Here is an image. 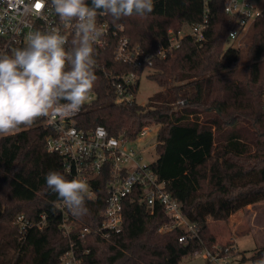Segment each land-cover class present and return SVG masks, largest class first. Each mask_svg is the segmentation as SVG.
<instances>
[{
    "label": "trees",
    "instance_id": "trees-1",
    "mask_svg": "<svg viewBox=\"0 0 264 264\" xmlns=\"http://www.w3.org/2000/svg\"><path fill=\"white\" fill-rule=\"evenodd\" d=\"M209 7L206 39L185 37L166 57L156 52L166 43L167 30L199 22L204 0H154L147 17L122 18L116 24L98 13L114 28L122 25L133 45L153 55L149 77L163 89L146 104L116 103L112 78L104 70L140 75L143 69L116 60L114 47L94 46V98L76 117L80 128L103 125L109 134L130 140L142 127L159 124L158 158L152 167L197 224L199 237L181 242L183 228L160 230L172 222L163 206H149L135 195L124 200L121 233L99 231L107 201L104 178L95 184L96 198L86 202L90 215L72 216L75 228L65 235L60 200L45 181L52 169L66 176L62 158L46 149L47 129L34 123L0 135V264H63L62 255L71 245L81 264H181L195 250L216 242L209 217L226 221L237 210L264 202V16L253 27L243 59L242 48L227 41L234 25L224 12V0H210ZM139 83L140 78L136 93ZM19 214L32 223L45 214L43 228L33 225L25 233L17 222ZM84 227L91 231L82 236ZM261 256L264 245L241 258L255 261Z\"/></svg>",
    "mask_w": 264,
    "mask_h": 264
},
{
    "label": "built area",
    "instance_id": "built-area-1",
    "mask_svg": "<svg viewBox=\"0 0 264 264\" xmlns=\"http://www.w3.org/2000/svg\"><path fill=\"white\" fill-rule=\"evenodd\" d=\"M210 0H204L203 17L196 23H184L181 28H169L167 40L156 52L158 57H166L178 48L185 37H192L197 42L206 39L210 26ZM224 12L234 27L229 31L227 41L233 46L240 47L241 38L246 27H254L258 18L264 16V0H224ZM98 35L94 46L99 48L114 47V57L120 62L127 63L136 69L152 68L153 55L144 52L133 45L124 34L123 26L114 28L111 23L97 16ZM34 31L60 32L69 41L73 37V25L61 22L51 7V0H0V53L11 52L27 44L28 35ZM244 35V34H243ZM112 78L115 88V102H131L136 100V83L139 74L135 71L128 73H113L104 70ZM94 98L90 94L87 102ZM76 115L62 118L59 116L38 118L36 124L47 129L45 138L46 149L58 154L62 158L64 173L69 180L81 178L87 181L92 193L91 199L96 198L95 184L99 179H106V206L102 213V223L98 230L106 234H120L123 228L124 200L137 196L146 201L149 206L160 204L172 219L160 227V230H171L180 227L185 230L179 241L187 242L199 237V228L183 213L181 203L167 189L152 167L153 161H147L142 147L135 142L141 136L150 133L154 124L142 127L135 140L123 136L109 134L103 125L92 129H83L77 125ZM134 199V198H133ZM62 213L61 228L65 235H69L75 228L70 212L57 203ZM45 214L32 223L26 216L19 214L17 222L21 229L35 225L39 229L44 226ZM89 227L81 229L82 236L90 232ZM71 248L62 255L63 264H81L80 258ZM203 247L195 250L193 255H203L209 260L218 261L222 258L221 249ZM223 251H229L225 248Z\"/></svg>",
    "mask_w": 264,
    "mask_h": 264
},
{
    "label": "clouds",
    "instance_id": "clouds-1",
    "mask_svg": "<svg viewBox=\"0 0 264 264\" xmlns=\"http://www.w3.org/2000/svg\"><path fill=\"white\" fill-rule=\"evenodd\" d=\"M51 7L61 22L73 25V37L69 41L58 31H34L24 47L0 53V135L31 127L41 117L79 113L97 80L98 13L111 17L113 24L122 18H145L153 12L154 0H51ZM45 181L74 218L90 215L86 202L92 193L86 180H69L52 169ZM253 264H264V256Z\"/></svg>",
    "mask_w": 264,
    "mask_h": 264
},
{
    "label": "rangeland",
    "instance_id": "rangeland-1",
    "mask_svg": "<svg viewBox=\"0 0 264 264\" xmlns=\"http://www.w3.org/2000/svg\"><path fill=\"white\" fill-rule=\"evenodd\" d=\"M252 33L253 27L250 26L246 27L243 31L244 35L242 34V38L240 41L242 43L240 47L242 48L241 56L243 59L245 57L246 48L248 47V43L250 41ZM243 64L244 63L237 66V70L240 71ZM151 72H153V69L147 67L139 76L140 83L138 92L136 94V101L140 104H146L154 93L163 89V87L159 85L156 80L149 77V74ZM154 125L155 126L152 128L150 133L142 135L141 139L135 142L137 145L143 148L147 161H155L158 158V153L156 151V134L160 125ZM251 213V211L246 212V209H243V211H240L238 213L240 216H243L245 220L242 222L244 228L240 230V232L238 230L239 227H237L236 225L229 227V219L226 220L227 222L223 224L215 223L219 220H214L212 217H209L208 220L210 230L212 231L213 229V231H216V233L214 232L216 235L212 232L216 237V242L212 245L211 250H214L213 247L220 248L222 250V258L218 261H212L207 259L203 255H192L183 258L181 264H253L254 261L250 259L242 260L241 257L242 255H253L264 244V202L259 201L257 207H255V211L253 213L254 218L252 220H250L252 215ZM227 228L230 229V233ZM205 247L210 248L208 246ZM225 248L233 250L236 253L226 257L223 254L225 253V251H223ZM236 248H238V250Z\"/></svg>",
    "mask_w": 264,
    "mask_h": 264
},
{
    "label": "crops",
    "instance_id": "crops-1",
    "mask_svg": "<svg viewBox=\"0 0 264 264\" xmlns=\"http://www.w3.org/2000/svg\"><path fill=\"white\" fill-rule=\"evenodd\" d=\"M258 203L259 202H256V203H253V204H249V205H247V206H245V207H243V208H241V209H239V210H237L235 213H233L231 216H230V218H229V221H230V224H229V227H231V226H237V227H239L238 228V230H239V232H240V230H242L243 228H244V226L242 225V222L243 221H245L244 220V217L243 216H240L238 213L240 212V211H243V209H246V212L247 211H251L252 213V215H251V218H250V220H252L254 217V215H253V213H254V211H255V207H257V205H258ZM247 219V218H246ZM227 221H223V220H219V221H216L215 223H226ZM240 225H241V227H240ZM210 226H211V223H210ZM263 227V226H262ZM263 229H264V227H263ZM227 230L229 231V233H230V229L229 228H227ZM212 232L214 233H216V231L214 230L213 231V229H212ZM214 233V234H215ZM216 235V234H215ZM225 235V234H224ZM234 241V240H233ZM235 243V242H234ZM264 245V244H263ZM234 246H235V244H234ZM261 246V245H260ZM257 248V247H256ZM237 250H238V248H236ZM247 256H250V255H247Z\"/></svg>",
    "mask_w": 264,
    "mask_h": 264
}]
</instances>
